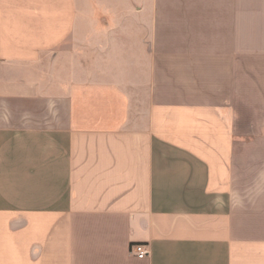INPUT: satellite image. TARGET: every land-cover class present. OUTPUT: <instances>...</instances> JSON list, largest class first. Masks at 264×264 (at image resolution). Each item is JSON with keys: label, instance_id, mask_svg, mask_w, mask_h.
Here are the masks:
<instances>
[{"label": "crops", "instance_id": "0c3cea01", "mask_svg": "<svg viewBox=\"0 0 264 264\" xmlns=\"http://www.w3.org/2000/svg\"><path fill=\"white\" fill-rule=\"evenodd\" d=\"M0 264H264V0H0Z\"/></svg>", "mask_w": 264, "mask_h": 264}, {"label": "rangeland", "instance_id": "374dc122", "mask_svg": "<svg viewBox=\"0 0 264 264\" xmlns=\"http://www.w3.org/2000/svg\"><path fill=\"white\" fill-rule=\"evenodd\" d=\"M116 6L118 9L119 8L118 6H120V5L117 4ZM123 10H125V8H123ZM75 44L76 43L74 41H68V42H66L65 47L70 49ZM137 70H138V74H137L138 77L136 79V82H138V84L136 82L134 84H129V86H130L129 88H130V91L132 94H136L138 91H139L138 94L141 92V96H140L141 97L140 101L142 102L141 105H146L147 104L146 92H148L147 91V84H148L147 82L149 79L148 71H147V68H145V69L139 68ZM140 101L136 100V103H140Z\"/></svg>", "mask_w": 264, "mask_h": 264}, {"label": "built area", "instance_id": "2783aa9c", "mask_svg": "<svg viewBox=\"0 0 264 264\" xmlns=\"http://www.w3.org/2000/svg\"><path fill=\"white\" fill-rule=\"evenodd\" d=\"M148 245L145 243H136L132 245L131 252L133 255L139 257V258H145L149 254Z\"/></svg>", "mask_w": 264, "mask_h": 264}]
</instances>
